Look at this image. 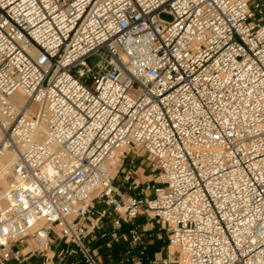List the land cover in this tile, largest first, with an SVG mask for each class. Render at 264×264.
I'll return each instance as SVG.
<instances>
[{"label":"built area","instance_id":"built-area-1","mask_svg":"<svg viewBox=\"0 0 264 264\" xmlns=\"http://www.w3.org/2000/svg\"><path fill=\"white\" fill-rule=\"evenodd\" d=\"M0 158V264H264V0H0Z\"/></svg>","mask_w":264,"mask_h":264},{"label":"rangeland","instance_id":"rangeland-1","mask_svg":"<svg viewBox=\"0 0 264 264\" xmlns=\"http://www.w3.org/2000/svg\"><path fill=\"white\" fill-rule=\"evenodd\" d=\"M161 18L163 20H170V17L168 15H165V14H162L161 15ZM103 54H98L94 57H92L89 61V63L91 65H93L94 63H96L99 59H100V56H102ZM59 243L58 242H54V245H58ZM100 245V243L98 244ZM158 245V244H157ZM167 246V243L166 244H161V246ZM115 249L117 251H115ZM174 247H170L169 250H170V253H172L174 251ZM53 250V249H51ZM129 250V247L127 245H122V247L120 246H112L110 249L106 250L104 244L103 245H100V248H98V252L100 254V257H101V261L103 262V264H107V263H112V264H135L138 262V256L134 253V252H130L129 254H125L126 251ZM166 248H165V252H166ZM52 254L49 252L48 253V257H51ZM146 258H148L149 260L152 259V256L150 255H146ZM157 258V261H159V256H156ZM128 261H125L127 260ZM156 260V259H155ZM32 260L28 261V263H30ZM36 261V262H35ZM41 264L42 260L41 259H36L34 261H32V263L30 264ZM142 263L141 264H146L145 261H141ZM53 264H57V258H54L53 260Z\"/></svg>","mask_w":264,"mask_h":264},{"label":"crops","instance_id":"crops-1","mask_svg":"<svg viewBox=\"0 0 264 264\" xmlns=\"http://www.w3.org/2000/svg\"><path fill=\"white\" fill-rule=\"evenodd\" d=\"M136 175L134 176V179L137 180L138 183H140L139 186L137 187H132V190H128V187L130 186V182L131 180L129 179L126 183H120V181L122 180L123 177V173H121L120 175L117 176L115 184L117 186H119L120 190L124 193H126L127 195H136L139 193V190L144 187V185L146 184L147 180L149 179L148 175H149V169L146 168L145 166H143V163L138 161L136 163ZM144 222L143 220H141V223ZM143 229L144 230H151L152 227L149 224H143ZM107 239H103V240H99L98 242L95 243V246H97V248H100V245H103L105 243ZM57 242V241H56ZM100 243V245H98ZM155 246V250H154V254L152 256V259H156V256H159V259H165L167 257V253L164 251L165 249L163 248V246H161L160 243L158 242H154L153 243ZM152 244V245H153ZM158 244V245H157ZM150 245V246H152ZM56 247V250L61 246V244L59 243L58 245H54ZM150 246L148 248H150ZM32 261L36 260V259H31ZM32 261L30 263H32ZM36 262V261H35ZM72 259H67L65 261L64 264H72ZM30 263H25V264H30ZM34 264V262H33Z\"/></svg>","mask_w":264,"mask_h":264},{"label":"bare ground","instance_id":"bare-ground-1","mask_svg":"<svg viewBox=\"0 0 264 264\" xmlns=\"http://www.w3.org/2000/svg\"><path fill=\"white\" fill-rule=\"evenodd\" d=\"M19 104L23 103V100H18ZM12 183L10 179V171L7 168V160L0 158V194L9 190V186ZM51 253V252H50Z\"/></svg>","mask_w":264,"mask_h":264},{"label":"trees","instance_id":"trees-1","mask_svg":"<svg viewBox=\"0 0 264 264\" xmlns=\"http://www.w3.org/2000/svg\"><path fill=\"white\" fill-rule=\"evenodd\" d=\"M155 246L156 245H154V244L152 246H150V248L147 249V253L146 254L150 255V256H153L154 250H155ZM120 247H122V246H120ZM115 251H117V250L115 249Z\"/></svg>","mask_w":264,"mask_h":264}]
</instances>
